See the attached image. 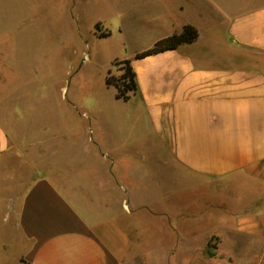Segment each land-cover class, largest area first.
<instances>
[{
    "label": "crops",
    "instance_id": "1",
    "mask_svg": "<svg viewBox=\"0 0 264 264\" xmlns=\"http://www.w3.org/2000/svg\"><path fill=\"white\" fill-rule=\"evenodd\" d=\"M124 1L131 103L36 138L15 133L4 40L22 3L0 0V264H264V0ZM184 25L192 42L134 58ZM227 187L242 195L215 199ZM198 188L206 206L163 203Z\"/></svg>",
    "mask_w": 264,
    "mask_h": 264
},
{
    "label": "rangeland",
    "instance_id": "2",
    "mask_svg": "<svg viewBox=\"0 0 264 264\" xmlns=\"http://www.w3.org/2000/svg\"><path fill=\"white\" fill-rule=\"evenodd\" d=\"M125 2L3 0V8H12L17 3H22L23 7L14 18L8 13L2 15L7 57L13 56L15 61V64L8 63V67L16 73L14 83L21 95L18 114L23 127L20 123L17 128L14 126L17 137H23V132L36 138L73 134L79 125L82 127L84 122L95 120L92 112L96 108L131 103L117 98L115 86L105 83L108 70L113 77L122 72L115 56L131 53L137 43L134 39L128 41L119 26ZM4 98L6 108L13 109L14 97L0 96V100ZM83 111L88 115L79 119L78 113ZM33 121V129L28 128ZM48 124L50 130L46 129ZM203 194L201 188L183 190L163 203L178 212L186 206L184 210L191 211L203 204L206 206V201H194L204 198ZM214 194L215 199L222 195L226 200L242 195L237 188L229 187L225 192ZM220 210L222 207L214 209L216 219L221 215ZM153 225L149 226V237H152L151 231L158 229Z\"/></svg>",
    "mask_w": 264,
    "mask_h": 264
},
{
    "label": "trees",
    "instance_id": "3",
    "mask_svg": "<svg viewBox=\"0 0 264 264\" xmlns=\"http://www.w3.org/2000/svg\"><path fill=\"white\" fill-rule=\"evenodd\" d=\"M97 25V24H96ZM98 26V25H97ZM104 36V34L102 35ZM198 36L197 29L192 25H184L181 31L173 33L154 42L152 46L136 52L134 58H141L146 55L158 53L167 49H175L182 43L192 42ZM122 72L118 77L110 75L108 70L105 76L106 84H113L116 88L115 96L127 100L132 94L137 91V83L135 79V73L130 65V59L118 60ZM212 254L211 250H208Z\"/></svg>",
    "mask_w": 264,
    "mask_h": 264
}]
</instances>
